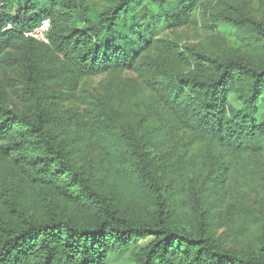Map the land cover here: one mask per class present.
<instances>
[{"label":"trees","instance_id":"obj_1","mask_svg":"<svg viewBox=\"0 0 264 264\" xmlns=\"http://www.w3.org/2000/svg\"><path fill=\"white\" fill-rule=\"evenodd\" d=\"M123 257L264 264V0H0V264Z\"/></svg>","mask_w":264,"mask_h":264},{"label":"rangeland","instance_id":"obj_2","mask_svg":"<svg viewBox=\"0 0 264 264\" xmlns=\"http://www.w3.org/2000/svg\"><path fill=\"white\" fill-rule=\"evenodd\" d=\"M172 38H176L181 40L183 43H194L197 41V35L193 31V29H185V30H179L174 33L169 34ZM108 81L107 77H95V78H89L82 82V86L94 90V89H101ZM149 242H141V245H147ZM112 264H126V258L123 257V259L118 258Z\"/></svg>","mask_w":264,"mask_h":264},{"label":"built area","instance_id":"obj_3","mask_svg":"<svg viewBox=\"0 0 264 264\" xmlns=\"http://www.w3.org/2000/svg\"><path fill=\"white\" fill-rule=\"evenodd\" d=\"M11 26H8V29H10ZM50 30V23L49 21L45 20L41 23V25L34 29L32 32L28 33L30 37H33L34 39L43 42V43H49L48 33Z\"/></svg>","mask_w":264,"mask_h":264}]
</instances>
